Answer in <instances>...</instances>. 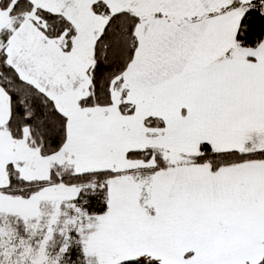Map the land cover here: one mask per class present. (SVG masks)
<instances>
[{
  "label": "snow or ice",
  "instance_id": "snow-or-ice-1",
  "mask_svg": "<svg viewBox=\"0 0 264 264\" xmlns=\"http://www.w3.org/2000/svg\"><path fill=\"white\" fill-rule=\"evenodd\" d=\"M0 264H264V0H0Z\"/></svg>",
  "mask_w": 264,
  "mask_h": 264
}]
</instances>
